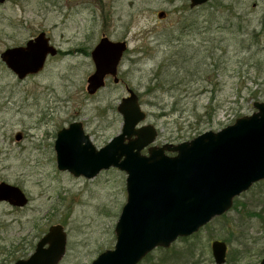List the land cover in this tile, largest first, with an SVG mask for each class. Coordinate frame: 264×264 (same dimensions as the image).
Wrapping results in <instances>:
<instances>
[{
    "label": "rangeland",
    "instance_id": "obj_1",
    "mask_svg": "<svg viewBox=\"0 0 264 264\" xmlns=\"http://www.w3.org/2000/svg\"><path fill=\"white\" fill-rule=\"evenodd\" d=\"M40 33L58 51L40 72L19 80L0 59V182L28 199L23 208L0 203V264L27 259L56 225L66 234L59 264H91L115 245L126 174L111 168L86 179L58 171L56 133L78 122L96 149L104 147L121 133L116 106L128 96L126 88L146 114L141 125L157 131L155 147L219 132L251 115L253 103L264 102V0H210L196 9L187 0L0 4V55ZM103 37L124 41L127 51L119 83L106 78L89 95V54ZM263 210L261 181L195 237L176 240L162 249L167 253L155 249L140 264H215L213 240L225 242V264H260Z\"/></svg>",
    "mask_w": 264,
    "mask_h": 264
},
{
    "label": "water",
    "instance_id": "obj_2",
    "mask_svg": "<svg viewBox=\"0 0 264 264\" xmlns=\"http://www.w3.org/2000/svg\"><path fill=\"white\" fill-rule=\"evenodd\" d=\"M187 1L195 9L210 0ZM163 17L164 13L158 14ZM44 35L0 55L19 80L40 72L47 56L56 55ZM126 51L124 41L99 40L89 54L94 65L87 79L89 95L102 89L106 78L119 83L118 66ZM126 90L128 96L116 106L123 119L121 133L104 147L96 149L78 122L59 130L54 142L58 171L86 179L111 168L126 174V202L114 228L115 245L91 264H140L155 249H168L176 240L196 234L227 213L235 198L264 182V102H254V113L219 132L208 131L177 146L155 147L157 131L141 125L146 114L136 94ZM0 203L23 208L28 199L18 187L1 183ZM65 236L62 226H51L34 252L14 264H59L65 255ZM211 253L215 264L226 263L225 242L213 240Z\"/></svg>",
    "mask_w": 264,
    "mask_h": 264
},
{
    "label": "trees",
    "instance_id": "obj_3",
    "mask_svg": "<svg viewBox=\"0 0 264 264\" xmlns=\"http://www.w3.org/2000/svg\"><path fill=\"white\" fill-rule=\"evenodd\" d=\"M234 200H235V199H234ZM261 214H262V221H264V217H263V216H264V210L261 212ZM263 225H264V224H263ZM195 235H196V234H194V235H192V236H190V237H187V238H182V239H180V240L185 242V241H188V240L192 239L193 237H195ZM160 250H162V249H160ZM162 251H165V252H166L167 250H162ZM166 253H167V252H166Z\"/></svg>",
    "mask_w": 264,
    "mask_h": 264
},
{
    "label": "flooded vegetation",
    "instance_id": "obj_4",
    "mask_svg": "<svg viewBox=\"0 0 264 264\" xmlns=\"http://www.w3.org/2000/svg\"><path fill=\"white\" fill-rule=\"evenodd\" d=\"M29 40H30V39H29ZM57 52H58V51H56V53H57ZM44 66H45V64H44ZM126 89H127V88H126ZM83 131H84V130H83ZM84 133H85V132H84ZM85 134H86V133H85ZM16 139H17V135H16ZM1 183H6V182H3V181H2V182H0V184H1ZM6 184H9V183H6ZM9 185H10V186H14V185H11V184H9Z\"/></svg>",
    "mask_w": 264,
    "mask_h": 264
}]
</instances>
